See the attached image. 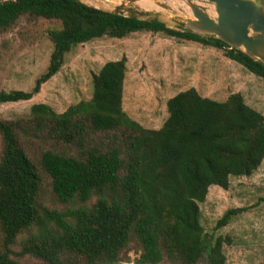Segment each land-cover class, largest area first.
<instances>
[{
	"label": "trees",
	"instance_id": "trees-1",
	"mask_svg": "<svg viewBox=\"0 0 264 264\" xmlns=\"http://www.w3.org/2000/svg\"><path fill=\"white\" fill-rule=\"evenodd\" d=\"M23 17L56 20L60 27L48 32L49 64L32 89L0 91V104L31 100L73 47L137 32L224 49L226 58L264 80V63L157 19L78 0H6L0 1V35ZM125 74L124 57L108 61L92 75L88 101L62 113L37 103L26 118L0 120V264H128L131 246L140 251L134 264L226 263L228 239L204 231L199 204L210 186L227 190L230 177L259 168L264 116L239 93L216 101L190 88L167 100L160 128L146 129L122 108ZM37 145L44 148L36 155ZM45 180L57 202L79 206L48 207ZM242 211H226L215 230Z\"/></svg>",
	"mask_w": 264,
	"mask_h": 264
},
{
	"label": "rangeland",
	"instance_id": "rangeland-1",
	"mask_svg": "<svg viewBox=\"0 0 264 264\" xmlns=\"http://www.w3.org/2000/svg\"><path fill=\"white\" fill-rule=\"evenodd\" d=\"M81 1L99 9H117L123 14L156 18L171 29L185 30L184 24L152 5L139 9L122 0ZM59 27L56 20L23 17L0 35V91L32 89L49 64L52 43L48 32ZM122 57L126 59L122 108L146 129L160 128L167 117V100L190 88L202 97L216 101L239 93L246 105L264 116V80L226 58L224 49L163 33L137 32L123 39L102 37L73 47L64 56L60 70L41 85L40 92L31 100L0 104V120L26 118L30 107L37 103L62 113L81 101H88L92 96V75L106 62ZM43 148L37 145L32 150L37 155ZM44 183L43 202L48 207L66 210L79 206L75 202H57L49 192L48 180ZM95 200L93 197L87 204L91 205ZM199 208L204 231L228 239L223 245L225 264H260L264 260V159L250 176L230 177L227 190L210 186ZM230 209L244 211L233 216L226 226L215 230L216 222ZM139 252L136 246L130 247L128 264H134Z\"/></svg>",
	"mask_w": 264,
	"mask_h": 264
},
{
	"label": "water",
	"instance_id": "water-1",
	"mask_svg": "<svg viewBox=\"0 0 264 264\" xmlns=\"http://www.w3.org/2000/svg\"><path fill=\"white\" fill-rule=\"evenodd\" d=\"M78 1L87 5L81 0ZM122 1L136 7L140 2V0ZM151 1L155 3L157 11L160 9L169 13L175 21L184 24L185 30L190 31L192 34L200 37H213L230 48L239 50L249 58L264 63V0ZM175 1L184 4L185 9L173 8L171 2ZM100 10L114 12L126 17L149 20V18L137 14H123L117 9L111 11ZM180 14L185 15V17H181Z\"/></svg>",
	"mask_w": 264,
	"mask_h": 264
},
{
	"label": "bare ground",
	"instance_id": "bare-ground-1",
	"mask_svg": "<svg viewBox=\"0 0 264 264\" xmlns=\"http://www.w3.org/2000/svg\"><path fill=\"white\" fill-rule=\"evenodd\" d=\"M146 2H148V3H146ZM180 4L179 5H177V4H175V3H171V6L173 7V8H183L184 7V4H182L181 2H179ZM155 3H153L151 0H140V2H138V7H148L149 5H152V6H154L155 7V5H154ZM181 6H183V7H181Z\"/></svg>",
	"mask_w": 264,
	"mask_h": 264
}]
</instances>
